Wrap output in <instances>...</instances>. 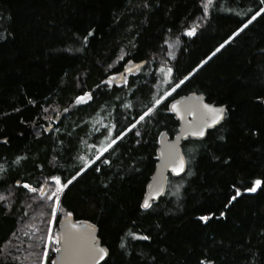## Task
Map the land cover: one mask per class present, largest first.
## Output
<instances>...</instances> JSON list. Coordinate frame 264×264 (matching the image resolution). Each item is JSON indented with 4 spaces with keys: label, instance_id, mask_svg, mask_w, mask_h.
<instances>
[{
    "label": "trees",
    "instance_id": "obj_1",
    "mask_svg": "<svg viewBox=\"0 0 264 264\" xmlns=\"http://www.w3.org/2000/svg\"><path fill=\"white\" fill-rule=\"evenodd\" d=\"M262 9L261 0H0V264H53L67 218L98 228L104 264H264ZM168 35L181 40L172 61ZM193 93L225 117L182 142L186 173L169 174L144 209L160 136L179 133L170 103ZM55 177L67 185L58 201Z\"/></svg>",
    "mask_w": 264,
    "mask_h": 264
},
{
    "label": "water",
    "instance_id": "obj_2",
    "mask_svg": "<svg viewBox=\"0 0 264 264\" xmlns=\"http://www.w3.org/2000/svg\"><path fill=\"white\" fill-rule=\"evenodd\" d=\"M144 65L145 61L126 67L118 82H121L126 74L134 72ZM173 105L176 106L175 109H173ZM205 105L214 109H222L220 117L214 121L215 114L209 112ZM170 109L179 122V133L173 138H170L166 132L161 134L158 149L159 160L156 171L147 186L143 204L148 201L151 205L152 202L158 201L165 195L169 174L180 177L186 173L187 160L182 150V142L188 138H205L210 129L222 122L226 113L225 106L210 103L203 95L197 93L172 100ZM52 128L53 125H50L48 130L50 131ZM201 129L204 132L203 136L193 134L198 133ZM181 160L184 164L182 171L179 169ZM46 190L47 186L43 188L42 194ZM58 239L60 248L53 264H104L109 256L108 249L101 243L98 228L90 222H77L72 218L62 220L59 224ZM99 248H104L107 252L103 258L96 252Z\"/></svg>",
    "mask_w": 264,
    "mask_h": 264
},
{
    "label": "snow or ice",
    "instance_id": "obj_3",
    "mask_svg": "<svg viewBox=\"0 0 264 264\" xmlns=\"http://www.w3.org/2000/svg\"><path fill=\"white\" fill-rule=\"evenodd\" d=\"M208 2L211 3L212 0H208ZM261 2L264 3V0H261ZM261 11H264V9H262ZM257 15H259V13H257ZM253 19H255V17H253ZM245 26H246V25H245ZM89 34H91V33H89ZM187 34H188V35H193L194 32H193V31H189ZM86 39H87V37H85V40H86ZM169 71H170V70H169ZM77 101H78V102H82V101H84V97H83V96H81V97H77ZM156 103L159 104V103H160V100H157ZM175 107H176V106L173 105V109H175ZM205 108H207L209 112H212V113L215 114V115L213 116V120H214V121L220 117V113L223 111L222 109H214V108L210 107L209 105H205ZM149 111H151V109H149ZM141 119H143V117H141ZM193 134H194V135H197V134H198V135H200V136H203V135H204V132H203V130L201 129L198 133H193ZM113 143H114V141H113ZM183 167H184V164H183V161L181 160L180 165H179V169H180V171L183 170ZM54 179L56 180V183H57L58 185H60V187L57 189V192H56V193H53V196H56L57 201H58V200H59L58 193L63 192L64 188H65L67 185H65V184H61L59 177H55ZM69 183H71V181H69ZM260 184H261V181H260V180L255 181V185H256V187L260 186ZM25 187H30V186H29V185H25ZM256 187H250V188H248L247 190H248V191H251V192H254V191H256ZM31 191L35 192V191H37V189L32 188ZM41 191H42V190H41ZM233 199H235V197H233ZM142 207H144V208H149L150 205H149L148 201H145L144 204L142 205ZM200 219H201L202 221H205V222H206V221L209 219V217H207V216H201ZM144 239H148V237H144ZM96 252L100 255L101 258H103L105 255H107V252H106V250H105L104 248H99L98 250H96ZM202 264H203V262H202Z\"/></svg>",
    "mask_w": 264,
    "mask_h": 264
},
{
    "label": "rangeland",
    "instance_id": "obj_4",
    "mask_svg": "<svg viewBox=\"0 0 264 264\" xmlns=\"http://www.w3.org/2000/svg\"><path fill=\"white\" fill-rule=\"evenodd\" d=\"M194 25H195V23H193L192 25H191V29H194ZM180 46H181V40H180V38L178 37V38H176V37H173V36H171V35H168L167 36V38H166V47H167V51H166V58L169 60V61H172L175 57H176V55H177V53H178V51H179V49H180ZM164 69V70H163ZM170 70V66H166V67H162L161 68V71H162V73H163V76L159 79V81H158V83L156 84V86H160V84L162 85V82L164 81L163 80V77L167 80L170 76H171V71H169ZM169 80V79H168ZM166 83H168V81L166 82ZM110 141H111V138H107L106 139V141H105V144L107 145V147L110 145ZM109 142V143H108ZM107 147H105V149L107 148ZM45 186H47V189H48V183L45 185ZM57 187L59 188L60 187V185H58L57 184ZM43 191V190H42ZM41 191V192H42ZM51 235H53V234H51ZM57 239H58V232H57ZM59 240V239H58ZM58 243H59V241H58ZM59 251V250H58Z\"/></svg>",
    "mask_w": 264,
    "mask_h": 264
}]
</instances>
